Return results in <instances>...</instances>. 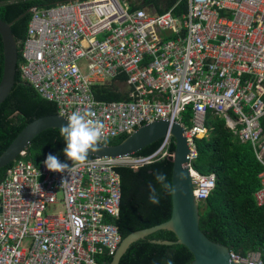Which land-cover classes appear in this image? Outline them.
<instances>
[{"label": "built area", "instance_id": "2783aa9c", "mask_svg": "<svg viewBox=\"0 0 264 264\" xmlns=\"http://www.w3.org/2000/svg\"><path fill=\"white\" fill-rule=\"evenodd\" d=\"M186 3L177 13V3L157 13L139 0L32 7L19 77L53 102L56 114L90 110L107 139L158 119L180 124L197 205L213 188L214 174L191 166L193 140L208 136V112L223 118L262 166L254 198L264 206V0ZM111 82L125 99H96L93 88ZM171 141L167 135L147 153L90 156L63 173L44 161L33 164L22 151L0 176V264H104L96 255H113L121 239L112 222L119 211L116 167L166 156ZM228 255L235 263L262 264L255 250Z\"/></svg>", "mask_w": 264, "mask_h": 264}, {"label": "trees", "instance_id": "16d2710c", "mask_svg": "<svg viewBox=\"0 0 264 264\" xmlns=\"http://www.w3.org/2000/svg\"><path fill=\"white\" fill-rule=\"evenodd\" d=\"M75 0H0V19L5 23L24 13L31 7H49L56 3ZM174 12L186 10V0H141L139 6L153 7L157 13L169 10L173 5ZM30 14L10 25L18 49L25 37L26 24ZM3 55L0 37V77ZM13 87L3 102L0 103V153L8 146L22 127L38 116L55 113L53 102L41 98L31 85L19 77L15 69ZM123 79V76H119ZM96 99L117 101L125 99V93L115 92L113 83L94 87ZM187 107L181 115V122L189 125L191 109ZM264 130V116L260 120ZM208 136L193 140L196 157L191 166L201 173L214 174V186L208 196L198 203V226L206 237L219 242L229 250L244 255L247 251L259 252L264 264V206L256 203L254 194L259 188L257 174L262 169L256 160L249 142L240 143L233 132L225 125L221 117L208 112L206 116ZM126 134H121L106 143H118ZM159 141L139 148L135 153H147L153 150ZM66 143L58 128H48L39 132L25 147L26 158L37 165L45 161L48 154L58 157L61 162L72 164L63 149ZM170 152L136 168L117 166L119 173V211L112 219L122 238L127 233L163 222L170 217L171 192L165 190L155 179L159 171L167 177L171 185L174 141L172 138ZM90 157V156H89ZM88 157V158H89ZM12 162L0 168L2 176ZM155 188L159 203L149 201L150 189ZM151 239L175 240L173 232L165 229L156 230L143 238L130 243L120 256L118 264H188L192 253L182 244H157ZM98 261L109 264L112 255H96Z\"/></svg>", "mask_w": 264, "mask_h": 264}, {"label": "water", "instance_id": "95a60500", "mask_svg": "<svg viewBox=\"0 0 264 264\" xmlns=\"http://www.w3.org/2000/svg\"><path fill=\"white\" fill-rule=\"evenodd\" d=\"M29 10L5 23L0 19V37L2 41L3 65L0 77V103L10 93L14 84V73L17 60V43L11 32L10 25L23 17ZM67 123V118L56 114H44L27 122L16 134L8 146L0 153V168L10 164L25 149L28 143L41 131L58 128ZM183 127L177 122L158 119L145 123L132 130L118 143L102 142L100 150L91 152L89 156L114 157L135 152L152 142H157L169 135L174 141L173 164L171 171V213L170 217L149 227L133 230L123 236L109 264H118L120 256L130 243L159 230L173 232L176 239H151L157 244H182L192 253L193 258L188 264H240L229 259L228 247L214 242L204 235L198 226V205L192 195L193 179L189 174L187 154L188 143L183 134Z\"/></svg>", "mask_w": 264, "mask_h": 264}, {"label": "clouds", "instance_id": "9594fccd", "mask_svg": "<svg viewBox=\"0 0 264 264\" xmlns=\"http://www.w3.org/2000/svg\"><path fill=\"white\" fill-rule=\"evenodd\" d=\"M28 10L30 11V8ZM92 116L93 113L90 110L84 112L77 110L67 117V123L60 126L59 132L66 143V147L63 149V152L65 156L73 163L71 166H69L68 163L61 162L57 156L48 154L46 160L44 161V164L48 170L61 173L69 172L72 170L73 164L87 161L91 152L100 150L101 143L106 142L107 137L104 136L103 123L99 120L91 118ZM23 151L26 152L25 149ZM20 154L15 159L19 158ZM154 176L156 181L165 190H172L171 185L166 183L167 177L165 174L157 171L154 173ZM149 201L153 204L159 203V195L157 194L154 187L150 189Z\"/></svg>", "mask_w": 264, "mask_h": 264}, {"label": "rangeland", "instance_id": "374dc122", "mask_svg": "<svg viewBox=\"0 0 264 264\" xmlns=\"http://www.w3.org/2000/svg\"><path fill=\"white\" fill-rule=\"evenodd\" d=\"M120 90H121V88H120ZM122 91H124V90L122 89Z\"/></svg>", "mask_w": 264, "mask_h": 264}, {"label": "crops", "instance_id": "0c3cea01", "mask_svg": "<svg viewBox=\"0 0 264 264\" xmlns=\"http://www.w3.org/2000/svg\"><path fill=\"white\" fill-rule=\"evenodd\" d=\"M139 2H141V0H139Z\"/></svg>", "mask_w": 264, "mask_h": 264}]
</instances>
